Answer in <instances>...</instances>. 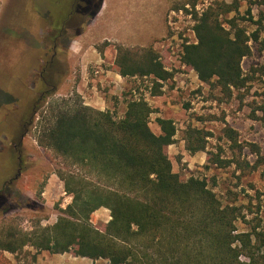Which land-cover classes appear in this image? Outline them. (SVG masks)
<instances>
[{"label": "rangeland", "instance_id": "1", "mask_svg": "<svg viewBox=\"0 0 264 264\" xmlns=\"http://www.w3.org/2000/svg\"><path fill=\"white\" fill-rule=\"evenodd\" d=\"M185 1L96 0L83 14L76 9H86L84 0H0V224L12 220L25 231L37 224L51 225L71 202L56 173L60 158L36 139L41 112L52 100L80 99L121 116L128 100L143 97L153 108L150 126L156 133L161 132L157 117L175 121V142L168 148L174 171L206 177L224 205L237 206L236 232L264 234V0H238L240 15L251 9L263 26L260 40L251 42L253 54L243 59L246 85L234 88L232 96L214 83L202 82L182 62L183 43L196 41L192 15L174 8ZM215 1L197 0V9ZM186 7L191 10L190 4ZM243 23L249 31L257 27L249 20ZM118 44L153 46L173 76L159 80L161 86L151 76L113 81L108 70ZM45 67L49 79L60 84L34 111L38 97L50 87L43 84ZM157 91L161 94H154ZM23 118L31 124L22 139ZM227 125L237 131L239 146L225 136ZM189 126L211 133L206 151L187 150ZM209 151L256 168H239L235 162L218 166L208 161ZM110 218V210L101 207L91 222L103 229ZM106 263L33 246L0 253V264Z\"/></svg>", "mask_w": 264, "mask_h": 264}, {"label": "trees", "instance_id": "2", "mask_svg": "<svg viewBox=\"0 0 264 264\" xmlns=\"http://www.w3.org/2000/svg\"><path fill=\"white\" fill-rule=\"evenodd\" d=\"M197 5V0H186L174 7L194 20L196 41L183 43L182 62L202 82L214 83L232 96L234 88L246 85L242 63L253 54L251 42L260 40L262 20L254 19L251 9L240 15L238 0H217L202 10ZM231 13L235 14L227 17ZM248 20L257 25L253 31L243 23ZM116 49L110 68L123 77L151 76L161 86L159 80L173 76L153 46L118 44ZM44 78L43 84L50 87L37 105L53 96L60 84L49 79L47 71ZM152 112L143 97L128 100L121 116L80 99L52 100L41 112L36 139L60 158L56 173L71 202L51 225L37 224L25 231L12 220L3 221L0 253L33 246L105 259L106 264H264V234L236 232L237 206L224 205L206 177L174 171L168 148L175 142V121L157 117L161 132L156 133L150 126ZM210 135L189 126L187 150L206 151ZM225 136L239 146L234 128L227 125ZM254 147L258 153L259 147ZM207 155L221 167L235 162L239 168H256L212 151ZM101 207L111 216L103 229L91 222Z\"/></svg>", "mask_w": 264, "mask_h": 264}, {"label": "flooded vegetation", "instance_id": "3", "mask_svg": "<svg viewBox=\"0 0 264 264\" xmlns=\"http://www.w3.org/2000/svg\"><path fill=\"white\" fill-rule=\"evenodd\" d=\"M85 1V0H84ZM95 1L96 0H87V1H85L86 2V9H82V12L81 13H88V12H90V10L92 9V7H93V5H94V3H95ZM56 46V45H55ZM46 72V67L43 69V71L41 72V75L43 76V79H45L44 78V73ZM43 94L44 93H41V97L43 96ZM40 97V98H41ZM39 102V101H38ZM36 106H37V103L34 105V111H36ZM30 124H31V119H30V121H26V120H24V118H23V123H22V125H23V129H24V132L21 134V138L23 139L24 138V136H25V134L28 132V130H29V128H30ZM19 174H20V171H19Z\"/></svg>", "mask_w": 264, "mask_h": 264}, {"label": "crops", "instance_id": "4", "mask_svg": "<svg viewBox=\"0 0 264 264\" xmlns=\"http://www.w3.org/2000/svg\"><path fill=\"white\" fill-rule=\"evenodd\" d=\"M99 60L102 61V60H104V59H103V57L100 56V57H99ZM100 61H99V62H100ZM102 70L104 71V69H102ZM108 71L113 73V75H112V77H111V78H113V81H117V78H118V77H120V78H125V77L121 76L119 73L114 72L113 70H108ZM88 104H89V103H88ZM99 108L102 109L103 107H99ZM103 109H104V108H103Z\"/></svg>", "mask_w": 264, "mask_h": 264}]
</instances>
